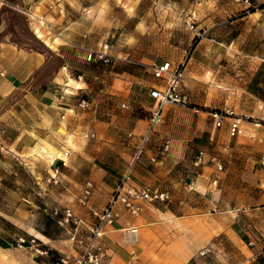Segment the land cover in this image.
I'll return each mask as SVG.
<instances>
[{"label":"crops","instance_id":"obj_1","mask_svg":"<svg viewBox=\"0 0 264 264\" xmlns=\"http://www.w3.org/2000/svg\"><path fill=\"white\" fill-rule=\"evenodd\" d=\"M158 1L0 0V264L74 261L88 249L97 222L92 210L120 184L149 124L151 89L167 83L166 76L145 79L165 61L145 39ZM5 6L26 10L44 50L6 37ZM136 31L142 40L135 41ZM191 33L197 42L202 31ZM88 51L105 52L106 60L88 61ZM255 59L264 66V54ZM190 60L189 92L179 87L189 97L187 117L165 108L131 174L134 185L170 199L144 204L136 216L119 206L99 240L101 264H264V126H245L255 137H231L228 120L218 129L211 117L231 109L261 118L264 67L220 88L215 73L201 76ZM181 62L170 61L173 68ZM52 63L57 68L43 78ZM165 140L169 154L151 164ZM198 151L220 159L224 171L192 167ZM88 181L94 190L82 206ZM66 208L73 218L61 224Z\"/></svg>","mask_w":264,"mask_h":264},{"label":"rangeland","instance_id":"obj_2","mask_svg":"<svg viewBox=\"0 0 264 264\" xmlns=\"http://www.w3.org/2000/svg\"><path fill=\"white\" fill-rule=\"evenodd\" d=\"M25 13L26 10L23 9L21 16L27 17ZM7 15L13 18L12 25L9 24L5 32L7 38L24 48L45 49L44 44L34 34L28 18L18 19L14 18L13 14ZM151 22L150 34L145 36V39H150L152 51L162 55L164 62H170L171 59L176 62L181 58L182 64L174 68H180L183 72L179 87L185 93L189 92L187 83L189 74L186 66L191 56H193L191 63H198L203 68L199 72L201 76L216 74L215 82L220 85V88L224 84L230 85L234 80L246 79L250 76L246 75L264 67L255 59V56L264 54V0H161L156 5ZM212 25L215 26L210 29ZM192 31L197 33L202 31L200 36L196 37L197 42L192 41ZM135 35V41L142 40L137 31ZM137 45L139 44L136 43V47ZM56 68L57 64L52 63L44 72L43 78L50 75ZM148 78L157 79L153 70L149 76L146 75L145 79ZM159 80L162 81L163 78ZM169 106L182 109L184 113L178 114L181 118L187 117L185 112L191 108L190 105ZM258 119L264 120V114L262 113V117ZM162 121L156 128L162 124ZM148 128L149 124L145 133ZM166 141L168 140L161 144L163 145ZM161 146L158 147L159 150L157 149L158 155L152 156L157 157V161L152 162L150 160L152 157L149 159L151 164L158 163L161 156L166 157L169 154H161ZM64 157L63 154L62 158ZM186 173V171L183 172L182 178ZM200 219L204 223L207 222L206 217H200ZM199 239L201 240L202 237L200 236Z\"/></svg>","mask_w":264,"mask_h":264},{"label":"built area","instance_id":"obj_3","mask_svg":"<svg viewBox=\"0 0 264 264\" xmlns=\"http://www.w3.org/2000/svg\"><path fill=\"white\" fill-rule=\"evenodd\" d=\"M107 54L105 52H93L88 51L86 59L92 61L95 59L106 60ZM153 74L156 78L160 79L167 77V83L164 88L152 89L150 96L155 100V104L149 120V128L143 135L140 145L137 147L133 156L132 162L129 165L127 172L123 175L120 184L115 192L112 194L110 200L101 208L92 210V214L96 217L97 222L92 229L89 237L88 249L74 261H70L68 258H62L55 262H46L43 264H101L104 257V251L102 244L99 240L104 235V227L106 225H112L116 220V209L122 206L123 209L131 215H139L144 204H154L157 202H166L170 199V193L154 189L150 186L137 187L132 183V170L136 163H138L146 153V144L150 140L152 132L156 126L161 123L163 118V112L169 105H180L183 107L189 106L188 98L179 92V83L183 76V72L180 68H173L170 62H164L161 65L155 66ZM258 109L264 114V103L257 102ZM211 117L214 120L216 128L224 126L228 120L229 134L231 137L239 135L249 134L252 137L256 136L255 132H249L246 129V125H252L255 128L264 126V120L255 118L252 115H238L233 110L227 109L224 111L212 110ZM170 151V142L166 141L160 148L161 154H168ZM66 152L64 156H67ZM61 158V157H60ZM152 162L157 161V157L150 159ZM192 166L196 169H200L207 166H213L216 172L221 173L224 171L223 162L214 155H209L204 151H198L193 160ZM58 169L55 170V175L51 176V181L54 184L58 183L57 179ZM213 185L218 183V178L212 181ZM94 185L91 181H88L84 190L78 198V202L82 206H88L92 197ZM58 214L56 210L54 212ZM73 218V212L71 209L66 208L61 220V224L69 223ZM136 233V230H132ZM25 242L23 241L22 244ZM39 254H43L39 252Z\"/></svg>","mask_w":264,"mask_h":264},{"label":"trees","instance_id":"obj_4","mask_svg":"<svg viewBox=\"0 0 264 264\" xmlns=\"http://www.w3.org/2000/svg\"><path fill=\"white\" fill-rule=\"evenodd\" d=\"M6 1H8V2H10V3H12V4H17V0H6ZM2 11L3 12H5V13H7V14H13L14 15V18H18V19H27V17H22L21 16V12H19V11H16V10H13L12 8H10V7H7V6H5V7H3V9H2ZM9 24H10V26L12 25V22H13V18L9 15ZM14 42V41H13ZM16 43V42H15ZM18 44V43H17ZM19 46H21L20 44H18Z\"/></svg>","mask_w":264,"mask_h":264},{"label":"bare ground","instance_id":"obj_5","mask_svg":"<svg viewBox=\"0 0 264 264\" xmlns=\"http://www.w3.org/2000/svg\"><path fill=\"white\" fill-rule=\"evenodd\" d=\"M70 139H71V138H70ZM70 139H68V140H70ZM55 155H56L55 152H53V153H52V157H55ZM61 157H63V156H61ZM131 234H132V233H131ZM133 234H134V233H133ZM133 234H132V235H133ZM134 235H135V234H134ZM137 235H138V234H137ZM134 238H135V236H134ZM134 238H132V239H134Z\"/></svg>","mask_w":264,"mask_h":264}]
</instances>
